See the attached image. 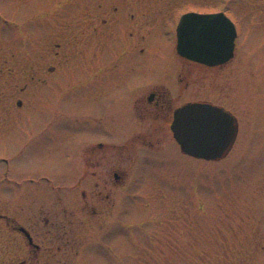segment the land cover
I'll return each instance as SVG.
<instances>
[{
    "label": "flooded vegetation",
    "instance_id": "1",
    "mask_svg": "<svg viewBox=\"0 0 264 264\" xmlns=\"http://www.w3.org/2000/svg\"><path fill=\"white\" fill-rule=\"evenodd\" d=\"M145 1L103 0L96 5V10L104 11L99 25L93 18L92 0L76 3L66 13L58 3L48 2L31 12L24 7L21 16L14 10L0 15V27L6 26L12 44L39 46L33 67H28L25 50L7 53L2 61L8 67L0 69V103L9 104L0 106L5 114L0 132L7 128L5 134L9 133L31 113L41 112L42 116L30 117L36 129L27 130L29 144L19 142L14 151L27 146L31 152L58 157L53 166L56 177L49 175L50 166L36 179H27L30 185L22 186L18 195L9 196L11 214L0 216L9 232L7 264H49L47 258L53 259L52 264H75L92 242L89 228L82 229L78 223L97 224L96 234L101 237H110L115 229L119 234L126 188L139 185L142 172L168 171L174 157H189L180 151L171 130L179 108L208 104L232 115L238 125L236 115L221 103L204 96L189 98L190 66L215 69L225 64L207 67L175 51L172 68L145 72L147 68L141 67V44L163 23L141 20V13L150 9L163 17L174 10L161 0ZM83 9L87 12L85 41L67 51L61 39H71L72 45L77 40L78 21L73 18ZM169 20L167 16L165 23L172 24ZM178 20L179 16L174 28ZM64 25L69 31H62ZM29 94L37 97V103L25 107L22 99ZM66 95L85 102L84 116L62 115ZM35 192L37 197L32 195ZM16 196L22 200L23 222L13 215Z\"/></svg>",
    "mask_w": 264,
    "mask_h": 264
},
{
    "label": "rangeland",
    "instance_id": "2",
    "mask_svg": "<svg viewBox=\"0 0 264 264\" xmlns=\"http://www.w3.org/2000/svg\"><path fill=\"white\" fill-rule=\"evenodd\" d=\"M48 2L58 3L66 13L74 4L85 5L87 0H0V15L14 10L21 16L27 8L31 12L39 3ZM158 2L170 4L174 10L163 12V17H156L161 13L150 9L141 13V20L163 21L152 38L146 44L142 42V52H138L144 63L141 67L147 68L145 72L173 67L174 25L178 16L187 12H223L235 24L233 59L215 69L190 66L189 98L204 96L230 109L238 121L237 140L221 161L179 155L173 158L174 166L168 171L140 173V184L126 188L124 226L119 234L115 229L110 237H101L96 234L97 224L78 223L82 229L89 228L92 242L75 264H264V0ZM92 3L95 5L93 18L99 25L104 11L96 10V5L104 2L92 0ZM86 15L83 9L73 18L78 21L74 34L77 40L72 45V40L64 36L63 49L72 51V46L79 48L83 44ZM167 16L172 24L165 23ZM69 29L66 25L62 27L63 32ZM10 37L6 26L0 27V69L8 67L2 63L7 53L23 50L29 52L28 67H33L39 46L32 49L21 42L18 47L10 42ZM22 101L25 107H31L37 103V97L29 94ZM61 106L63 116L86 114L85 102L75 95H66ZM3 115L1 107L0 118ZM31 116H42V113L33 112L22 124L15 125L14 130L21 129L20 132L12 130L5 134L7 128L0 132V216L11 214L9 196L18 195L22 186L30 185L27 179H36L35 176L46 173L44 169L50 166L49 175L56 177L57 174L53 166L58 157L55 159L54 154L31 152L27 146L14 151L19 142L23 146L29 144L27 130L36 129ZM65 120L61 121L68 126ZM60 162L63 164L65 158ZM36 194L32 195L37 197ZM14 205L13 215L23 222L22 200L18 196ZM8 234L5 221L0 219V264L10 260ZM52 261L47 258L49 264Z\"/></svg>",
    "mask_w": 264,
    "mask_h": 264
},
{
    "label": "water",
    "instance_id": "3",
    "mask_svg": "<svg viewBox=\"0 0 264 264\" xmlns=\"http://www.w3.org/2000/svg\"><path fill=\"white\" fill-rule=\"evenodd\" d=\"M237 33L224 13H186L176 27V52L192 62L215 67L234 56ZM171 130L180 151L192 158H224L238 133L236 119L221 108L188 104L175 111Z\"/></svg>",
    "mask_w": 264,
    "mask_h": 264
}]
</instances>
